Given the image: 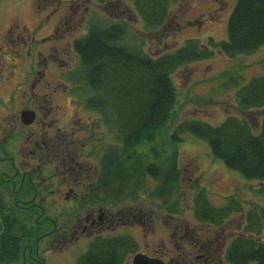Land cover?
<instances>
[{"label":"rangeland","instance_id":"obj_1","mask_svg":"<svg viewBox=\"0 0 264 264\" xmlns=\"http://www.w3.org/2000/svg\"><path fill=\"white\" fill-rule=\"evenodd\" d=\"M233 5L234 0H171L164 23L146 29L126 0H0V141L6 144L14 135L10 157L23 168L21 174L14 172L10 157L2 160L6 154L0 152V226L9 217L6 223L13 219L23 234L41 236L35 247H26L30 241L21 247L19 264H76L98 235H127L135 241L136 251L124 264H132L139 253L160 254L169 264H200L195 252L212 254L191 246L197 240L210 247L218 264H228L231 242L248 236L244 227L250 209L262 221L258 240L264 243V185L228 169L205 141L181 132L189 121L218 126L235 117L259 133L264 105L241 110L229 76L243 83L264 75V46L252 56L236 58L214 49L211 57L178 68L170 75L171 108L138 140L124 143L87 107L93 92L72 79L80 65L75 41L92 26L118 24L122 44L155 59L187 39L198 40L202 48L209 38L223 40ZM33 107L45 124L33 127L38 135L31 138L40 142L44 131L47 138L59 135L61 144L39 149L36 157L27 141L31 127L22 132L17 125L15 134L9 132L14 118L19 122L20 112ZM50 121L59 129L48 127ZM148 166L161 179L153 178ZM38 168L43 202L33 203L30 184L20 181L30 180L25 172ZM70 171L76 172L74 177ZM92 181L93 187L88 184ZM198 194L215 209L231 198L241 210L218 223L198 220ZM99 208L106 211L103 221L91 225L88 216L97 218Z\"/></svg>","mask_w":264,"mask_h":264},{"label":"trees","instance_id":"obj_2","mask_svg":"<svg viewBox=\"0 0 264 264\" xmlns=\"http://www.w3.org/2000/svg\"><path fill=\"white\" fill-rule=\"evenodd\" d=\"M126 1L146 29H155L168 18L171 0ZM118 28V24L106 28L92 26L85 36L75 41L80 65L72 79L74 84L82 82L93 92L87 97V107L99 115L101 122L113 128L117 139L124 143L138 140L148 128L158 125L162 115L171 108L174 89L170 75L178 68L211 57L214 49L227 58H236L252 56L264 46V0H234L223 40L209 38L202 48L198 40L187 39L174 52L155 59L122 44ZM229 77L237 88L235 99L241 110L264 105V75L243 83H235L239 79ZM249 125L235 117H228L218 126L189 121L181 132L205 141L214 158L228 169L264 185V117L258 134H253ZM154 171L153 166H148L147 172L161 179V174L155 175ZM198 195L194 200V216L198 220L218 223L226 215L241 210L234 199L215 209L203 195ZM8 219H3L0 226V264H19L21 247L29 241L26 247H35L41 236L35 232L23 234L13 219L6 223ZM244 228L248 236L236 237L231 242L225 254L226 263L264 264V243L258 240L263 224L254 209L246 213ZM135 249V241L127 235H98L89 242L76 264H124Z\"/></svg>","mask_w":264,"mask_h":264},{"label":"flooded vegetation","instance_id":"obj_3","mask_svg":"<svg viewBox=\"0 0 264 264\" xmlns=\"http://www.w3.org/2000/svg\"><path fill=\"white\" fill-rule=\"evenodd\" d=\"M31 72L32 71H30V73ZM37 107L36 108H34V107L33 108H27L24 111L22 110L23 112L21 111L20 115L18 117L19 122H18L17 119L14 118V125L11 126V128H9V132L10 131L14 132L15 129H16V126L20 125L21 131L24 132L27 128L31 127V129H29L28 135H27V137L30 140H27V141L30 143V146H32V149H30V152L32 153V155L34 157H36L37 154L39 153L38 152L39 149L41 150L43 147L50 148L51 146L54 147V146H60L61 145L60 143L58 144V138L60 139L59 135H53L52 138H47V136L45 135L44 131L42 133V138L43 139H41L40 142L38 140H35V139L31 138V136H33V135H38V133H36V131L33 130V127H35L37 124L41 125L43 127L44 124H45V122H43L42 119L38 117ZM99 122L101 123L100 119H99ZM10 125H12V122L10 123ZM46 125L48 127L49 126L53 127V131L59 129V127L57 126V123L54 124L53 121H50L49 124L46 123ZM14 134H15V132H14ZM13 137H14V135H11V133H10V137H8L9 140L7 139V143L6 144H5L6 141H3V142L0 141V152H3L4 154H6V156H5L6 158H4L2 160L7 161V158H9L10 156H14V153L12 152V150H9V147H13V145H12L14 143L13 142L14 141ZM19 138H20V135L17 134L16 137H15V142L16 143H18ZM58 149H61V148H58ZM52 151H53V153H55V155L60 153V152H58L56 150H52ZM10 159H11L10 160V164H11V166L13 168V171L21 174L22 173L21 171H22L23 168H21L20 165L16 164V161H15L14 158L12 159V157H10ZM5 161H2V162H5ZM25 173L26 174L30 173V175L28 176V178H30V180L29 179H27L26 181L25 180H21L20 182L21 183L30 184V186L32 188V191L34 192V194L32 196L33 203H42L43 202V198L39 197V194H42V192L40 191L41 186L36 181V177H41L42 176L40 169L38 168L36 170H31V171L27 170ZM75 174H76L75 171H70L69 172V175H71L72 177H74ZM24 175L25 174H23L22 177H24ZM51 178H52V176H51ZM11 180H14V179H12V178L9 179V181L12 183ZM88 184H89V186L93 187V181L89 182ZM80 198L84 199V196H81ZM86 198H87V200H86L87 202H91V203L94 202L93 198H90V197H86ZM96 201H99V200H96ZM98 211H99V214H97V218H96V216H94V214H91V216L90 215L88 216V218L91 217V221H90L91 225L96 224L97 221H98V224L103 221V218H104V215L106 214V211L104 209H102V208H99ZM51 221H54V220H51ZM44 234L46 235L48 233L45 232ZM191 242H190L191 246L195 247V245H196L195 248L198 249L199 251L200 250H205V252L207 254L208 253L212 254V255L208 254V256H205L204 254L200 255L199 252H195V253L193 252L195 254V258L194 259L196 261H198V262L201 261L200 264H202V263L203 264H218L217 260H215L214 257H213V253L210 251V247H208L207 245H204V244L200 245L198 240L195 241V242H192V243ZM197 253H199V255H197ZM142 254H145V255H147V257L150 258V260H151L150 264H169V261L167 260V258H165V256H161L160 254H153V255L152 254L150 255L149 253H142ZM190 258H192V256H190ZM185 261L186 260H184L183 263H181V264H194L195 263V262H193V260H189L188 262H185Z\"/></svg>","mask_w":264,"mask_h":264},{"label":"water","instance_id":"obj_4","mask_svg":"<svg viewBox=\"0 0 264 264\" xmlns=\"http://www.w3.org/2000/svg\"><path fill=\"white\" fill-rule=\"evenodd\" d=\"M133 264H150L151 260L142 254H136L132 260Z\"/></svg>","mask_w":264,"mask_h":264}]
</instances>
